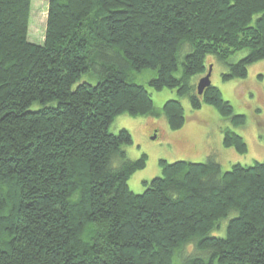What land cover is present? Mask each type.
Listing matches in <instances>:
<instances>
[{"label": "trees", "instance_id": "obj_1", "mask_svg": "<svg viewBox=\"0 0 264 264\" xmlns=\"http://www.w3.org/2000/svg\"><path fill=\"white\" fill-rule=\"evenodd\" d=\"M32 1L0 0V264H264V161L160 159L161 176L135 193L146 156L131 160L129 130L109 129L123 113L186 123L172 92L158 109L135 81L147 71L155 89L243 125L221 88L197 83L209 55L224 81L264 59V0H47L43 43L29 39ZM219 132L248 152L241 134Z\"/></svg>", "mask_w": 264, "mask_h": 264}, {"label": "rangeland", "instance_id": "obj_2", "mask_svg": "<svg viewBox=\"0 0 264 264\" xmlns=\"http://www.w3.org/2000/svg\"><path fill=\"white\" fill-rule=\"evenodd\" d=\"M30 17L29 39L35 43H43L48 18L47 0H33ZM245 54L246 51H242L234 59L237 60ZM210 65L213 66L212 85L225 91L223 97L230 101L236 114L244 115L243 125L233 127L230 119L229 122H225L226 118L222 120L218 115L206 111L199 113L201 110L189 108L188 98L179 97L176 89H155L149 85L153 72L135 74V81L148 88L158 109H162L165 97L172 92L170 98L182 101L187 117L184 126L178 130L169 127L167 118L163 114L135 117L123 113L118 115L110 125L109 129L112 133H117L123 128L131 133L133 143L124 146L131 160L138 159L142 155L146 156V166L137 170L129 178V185L135 193L144 192L146 188L144 179L152 180L161 176L160 159H167L171 162L176 160L199 162L205 161L209 155H214L220 160L224 171L237 162L253 164L256 161H264V59L250 64L245 78L228 81L221 78V74L227 69L224 63L220 62L217 57L209 55L206 58L208 70ZM92 77V83H96L99 79L97 76ZM89 79V74H84L80 82ZM195 79L196 77L193 78ZM41 106V103L35 102L31 108L38 109ZM220 127H230L241 134L248 145V152L241 154L234 148L224 147L223 143L221 144ZM208 151L210 152L207 153ZM236 214V211L230 212L228 217L222 220L224 227L221 225V228L223 229L215 230L213 235L224 236L230 218ZM191 251H194L193 243L185 246L182 255L186 256Z\"/></svg>", "mask_w": 264, "mask_h": 264}, {"label": "water", "instance_id": "obj_3", "mask_svg": "<svg viewBox=\"0 0 264 264\" xmlns=\"http://www.w3.org/2000/svg\"><path fill=\"white\" fill-rule=\"evenodd\" d=\"M212 68L213 66L210 65L208 72L199 79L197 83V91L199 94H202L204 90L212 84L211 81Z\"/></svg>", "mask_w": 264, "mask_h": 264}, {"label": "crops", "instance_id": "obj_4", "mask_svg": "<svg viewBox=\"0 0 264 264\" xmlns=\"http://www.w3.org/2000/svg\"><path fill=\"white\" fill-rule=\"evenodd\" d=\"M220 78V77H219ZM199 81V80H198ZM222 90V92H223V95L225 94V91L223 90V89H221ZM236 92V91H235ZM227 94V93H226ZM170 95L171 94H169L168 96H166L165 97V99L167 100L168 99V97H170ZM226 98V97H225ZM227 99V98H226ZM165 100V101H166ZM203 109V111H206V112H210L211 114H213V115H218L222 120H223V116H221V114H219V112L215 109V107H211L210 105L209 106H203L202 107ZM225 122H229L228 120H225ZM223 129V127H220V129ZM220 133V132H219ZM221 144L223 143V133L221 132ZM219 142H220V139H219ZM229 150H231V149H229ZM235 150V149H234ZM210 151H208L207 153H209ZM232 153H234L233 151H231ZM220 161V160H219ZM225 163H227V162H225ZM230 167V166H229ZM145 180H148V179H144V181Z\"/></svg>", "mask_w": 264, "mask_h": 264}]
</instances>
